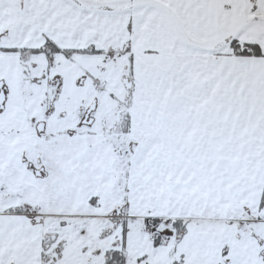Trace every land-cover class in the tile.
<instances>
[{"label":"snow or ice","instance_id":"snow-or-ice-1","mask_svg":"<svg viewBox=\"0 0 264 264\" xmlns=\"http://www.w3.org/2000/svg\"><path fill=\"white\" fill-rule=\"evenodd\" d=\"M0 264H264V0H0Z\"/></svg>","mask_w":264,"mask_h":264}]
</instances>
